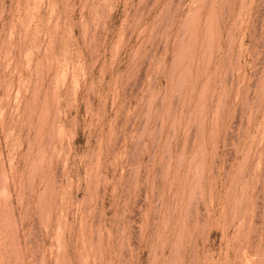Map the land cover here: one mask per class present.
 Instances as JSON below:
<instances>
[{
	"label": "rangeland",
	"instance_id": "rangeland-1",
	"mask_svg": "<svg viewBox=\"0 0 264 264\" xmlns=\"http://www.w3.org/2000/svg\"><path fill=\"white\" fill-rule=\"evenodd\" d=\"M0 264H264V0H0Z\"/></svg>",
	"mask_w": 264,
	"mask_h": 264
}]
</instances>
